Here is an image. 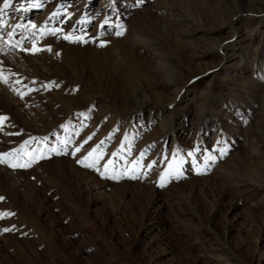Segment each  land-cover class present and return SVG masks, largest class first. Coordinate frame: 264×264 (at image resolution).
Masks as SVG:
<instances>
[{
	"label": "rangeland",
	"instance_id": "1",
	"mask_svg": "<svg viewBox=\"0 0 264 264\" xmlns=\"http://www.w3.org/2000/svg\"><path fill=\"white\" fill-rule=\"evenodd\" d=\"M0 9V264H264V0Z\"/></svg>",
	"mask_w": 264,
	"mask_h": 264
},
{
	"label": "snow or ice",
	"instance_id": "2",
	"mask_svg": "<svg viewBox=\"0 0 264 264\" xmlns=\"http://www.w3.org/2000/svg\"><path fill=\"white\" fill-rule=\"evenodd\" d=\"M10 3H11V0H4V8L9 7ZM31 7L39 8V7H41V5L39 3H36V4L31 5ZM0 11H2V9H0ZM54 15H56V14L54 13ZM105 22L107 23V21H105ZM17 27H20V26L17 25ZM27 27L32 28V29H36L37 26L35 24H30ZM120 27H121L120 25H117V28H120ZM48 31L49 30L47 28L40 29V32L42 34L45 33V32H48ZM56 31H60V30H58V29L57 30H51V34H55ZM116 35H118V36L122 35V32L121 31H117ZM63 38L65 40H69V41L82 40V37L73 36L71 33L64 35ZM101 46H104V45L101 44ZM47 50L51 51L50 48L47 49ZM31 51H32L33 54H35L36 52L41 51V49L36 47V45L34 43ZM0 81L7 82L6 81V77L3 75V72H0ZM17 83H19V81H17ZM45 87H48V86H45ZM17 94L20 96L21 99H23V97L25 95L24 92H18ZM7 119H8V117H6V116H0V126H2L3 122L6 121ZM44 139H45V141H47V137H45ZM102 143H103V141H101V144ZM53 150L55 151V149H53ZM98 150H99V145L96 148L92 149V151L89 152L88 155L85 156L83 160H80V161H77V162L81 163L85 167H94L95 164L97 163V161L102 158L101 155L97 154ZM77 151H79V149H77ZM221 151H223V149H221ZM57 154H59V153H57ZM25 155H29L31 158L26 163L21 164V163H19V161L17 159L18 154H14V153H11V152L0 154V164L7 163L8 167H10V168L29 167L37 159V157L34 154H32V153H25ZM10 157L13 158V159H17V162L13 163L12 159H9ZM39 158H43V157L41 156ZM207 159L208 160H213L214 158L209 156V157H207ZM108 163L111 164L112 162L109 161ZM107 170H108V164L105 165V171H107ZM172 170H173L172 169V165H169V172L172 171ZM168 174L169 173H165L164 175H162L160 177V180H161V183L159 185L160 187L164 186V181H165V179H166ZM2 199H3V197H0V200H2ZM4 215H7V214H0V217H2ZM10 230L11 229H7V228L4 229V231H6V232L10 231Z\"/></svg>",
	"mask_w": 264,
	"mask_h": 264
},
{
	"label": "bare ground",
	"instance_id": "3",
	"mask_svg": "<svg viewBox=\"0 0 264 264\" xmlns=\"http://www.w3.org/2000/svg\"><path fill=\"white\" fill-rule=\"evenodd\" d=\"M254 8H253V6H252V10H253ZM1 59V58H0ZM3 61V60H2ZM0 63H1V61H0ZM8 66V65H7ZM13 71V69L11 70V72ZM260 119H261V121H263L262 122V124L264 123V113H262V115L259 117ZM255 139L257 140V142H259V143H261L263 146H264V134L263 133H259V132H257L256 134H255Z\"/></svg>",
	"mask_w": 264,
	"mask_h": 264
}]
</instances>
